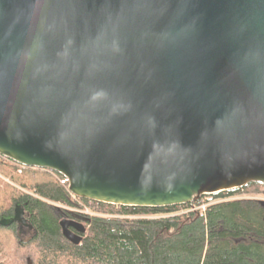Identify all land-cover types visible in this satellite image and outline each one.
<instances>
[{
    "label": "water",
    "instance_id": "water-1",
    "mask_svg": "<svg viewBox=\"0 0 264 264\" xmlns=\"http://www.w3.org/2000/svg\"><path fill=\"white\" fill-rule=\"evenodd\" d=\"M0 153L116 205L264 182V0H0Z\"/></svg>",
    "mask_w": 264,
    "mask_h": 264
},
{
    "label": "trees",
    "instance_id": "trees-1",
    "mask_svg": "<svg viewBox=\"0 0 264 264\" xmlns=\"http://www.w3.org/2000/svg\"><path fill=\"white\" fill-rule=\"evenodd\" d=\"M61 177L0 153V221L23 212L10 225L0 223V264H264V182L213 193L220 200L201 213L186 210L192 202L130 206L74 198ZM62 218H83L79 244L64 236Z\"/></svg>",
    "mask_w": 264,
    "mask_h": 264
},
{
    "label": "built area",
    "instance_id": "built-area-1",
    "mask_svg": "<svg viewBox=\"0 0 264 264\" xmlns=\"http://www.w3.org/2000/svg\"><path fill=\"white\" fill-rule=\"evenodd\" d=\"M61 182L66 184L67 183V186L69 185V180L66 176L62 175L61 177ZM68 190H69V187H68ZM70 191V190H69ZM70 193L72 194V196L74 198L78 197L76 196L75 194H73L71 191ZM213 193H210V194H204L202 196H200L199 199H201V201L199 203H194L192 202L191 206L186 209V210H200L201 213L205 212V209H206V206L209 204V203H212V202H215L217 200H220V199H214ZM83 211V210H82ZM86 212H89L87 209H86Z\"/></svg>",
    "mask_w": 264,
    "mask_h": 264
},
{
    "label": "rangeland",
    "instance_id": "rangeland-1",
    "mask_svg": "<svg viewBox=\"0 0 264 264\" xmlns=\"http://www.w3.org/2000/svg\"><path fill=\"white\" fill-rule=\"evenodd\" d=\"M238 197L242 198V197H250V198H255V196H250V195H239ZM88 210V209H87ZM83 211H86V209H84Z\"/></svg>",
    "mask_w": 264,
    "mask_h": 264
},
{
    "label": "flooded vegetation",
    "instance_id": "flooded-vegetation-1",
    "mask_svg": "<svg viewBox=\"0 0 264 264\" xmlns=\"http://www.w3.org/2000/svg\"><path fill=\"white\" fill-rule=\"evenodd\" d=\"M249 198V197H248ZM76 220H79V221H82L84 223V220L83 218H80V219H76ZM74 230V229H73Z\"/></svg>",
    "mask_w": 264,
    "mask_h": 264
}]
</instances>
